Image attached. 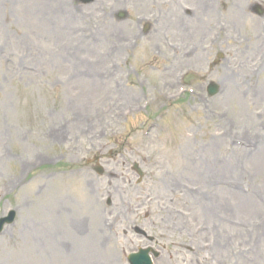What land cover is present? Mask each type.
I'll return each mask as SVG.
<instances>
[{
    "label": "rangeland",
    "instance_id": "obj_1",
    "mask_svg": "<svg viewBox=\"0 0 264 264\" xmlns=\"http://www.w3.org/2000/svg\"><path fill=\"white\" fill-rule=\"evenodd\" d=\"M143 1L0 0V217L15 218L0 264H113L134 248L124 228L95 245L88 224L94 236L132 208L177 210L181 255L195 257L190 243L205 257L222 236L226 258L264 264V17L251 10L264 0ZM190 71L196 93L181 95ZM97 155L103 175L87 163Z\"/></svg>",
    "mask_w": 264,
    "mask_h": 264
},
{
    "label": "bare ground",
    "instance_id": "obj_2",
    "mask_svg": "<svg viewBox=\"0 0 264 264\" xmlns=\"http://www.w3.org/2000/svg\"><path fill=\"white\" fill-rule=\"evenodd\" d=\"M142 2V1H141ZM141 2H139V5L141 4ZM180 24H181V22H179ZM115 33H116V31H115ZM62 127L60 128V129H58V134H60L62 131ZM49 196L50 197H52V192H50V194H49ZM55 197H59V194L57 193L56 195H55ZM54 197V198H55ZM50 204H52L53 205V210L57 207V208H60L61 209V206H60V202L58 201V200H53V198L52 199H50L49 201H48ZM46 203V202H45ZM238 203H242L244 206H249V207H253L252 206V203H250V202H247V198H239V200H238ZM44 209H45V207L43 208V210H41L40 209V213H41V215L40 216H42V217H44L45 216V214H46V212L44 211ZM57 210V209H56ZM55 210V211H56ZM44 219V218H43ZM69 221H72V220H70L69 219ZM44 223H45V219H44V221H43ZM71 223H73V222H71ZM72 229H74L75 227H74V225L73 224H71V226H70ZM69 227V228H70ZM70 228V229H71ZM68 232H69V229H68ZM44 239H42V238H39V240H40V242H42V241H44V240H46L47 239V234H46V236H44L43 237ZM53 242V241H52ZM45 246H47V245H49V246H53L54 245V243H52V244H48V242L47 243H45L44 244ZM56 251L58 252V255L59 256H61L62 254H61V252H62V248H59V249H57V246H56ZM60 253V254H59Z\"/></svg>",
    "mask_w": 264,
    "mask_h": 264
},
{
    "label": "water",
    "instance_id": "obj_3",
    "mask_svg": "<svg viewBox=\"0 0 264 264\" xmlns=\"http://www.w3.org/2000/svg\"><path fill=\"white\" fill-rule=\"evenodd\" d=\"M3 223H4V221L1 220V221H0V229L2 228Z\"/></svg>",
    "mask_w": 264,
    "mask_h": 264
},
{
    "label": "flooded vegetation",
    "instance_id": "obj_4",
    "mask_svg": "<svg viewBox=\"0 0 264 264\" xmlns=\"http://www.w3.org/2000/svg\"><path fill=\"white\" fill-rule=\"evenodd\" d=\"M166 230H168V229H166Z\"/></svg>",
    "mask_w": 264,
    "mask_h": 264
}]
</instances>
